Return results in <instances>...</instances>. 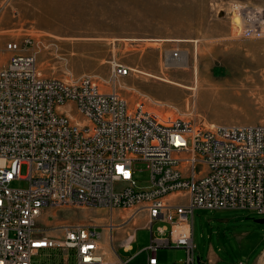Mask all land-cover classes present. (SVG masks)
Returning <instances> with one entry per match:
<instances>
[{
    "label": "built area",
    "instance_id": "1",
    "mask_svg": "<svg viewBox=\"0 0 264 264\" xmlns=\"http://www.w3.org/2000/svg\"><path fill=\"white\" fill-rule=\"evenodd\" d=\"M229 7L238 34L264 35V6ZM35 45L32 35L7 40L0 65V264H128L117 250L131 248L139 213L150 229L145 264H158L163 247L184 248L181 264H195V208L264 214V123L206 124L130 105L115 83L130 66L117 63L104 89L91 75L41 74ZM135 161L149 172L144 186ZM88 203L103 218L42 220L49 208Z\"/></svg>",
    "mask_w": 264,
    "mask_h": 264
},
{
    "label": "rangeland",
    "instance_id": "2",
    "mask_svg": "<svg viewBox=\"0 0 264 264\" xmlns=\"http://www.w3.org/2000/svg\"><path fill=\"white\" fill-rule=\"evenodd\" d=\"M232 1L264 6V0H0V63L9 55L7 40L32 35L43 75H91L108 89L115 65L122 63L131 71L115 83L130 105L143 100L150 108L206 124L264 123V35L246 37L233 29ZM174 49L185 55V65L166 62ZM133 165L137 185L144 186L149 177L145 163ZM121 185L114 182L115 189ZM48 212L43 221L99 220L107 211L61 205ZM259 217L264 214L248 208H195V264H264ZM137 220L131 248L117 250L131 256L128 264L146 262L143 246L150 229L143 228L144 213ZM131 224L118 227L115 236ZM156 255L161 264H181L185 250L163 247ZM41 258L35 256V263Z\"/></svg>",
    "mask_w": 264,
    "mask_h": 264
},
{
    "label": "bare ground",
    "instance_id": "3",
    "mask_svg": "<svg viewBox=\"0 0 264 264\" xmlns=\"http://www.w3.org/2000/svg\"><path fill=\"white\" fill-rule=\"evenodd\" d=\"M173 52H171V57L173 58H170V55L169 58H167L166 62L168 64H182V65H185V55L184 56H179L180 55V51L178 50V53H177V56H173L172 54ZM178 62V63H177ZM182 62V63H180ZM118 79V78H117ZM87 206H91V207H95L97 208V203H88Z\"/></svg>",
    "mask_w": 264,
    "mask_h": 264
},
{
    "label": "crops",
    "instance_id": "4",
    "mask_svg": "<svg viewBox=\"0 0 264 264\" xmlns=\"http://www.w3.org/2000/svg\"><path fill=\"white\" fill-rule=\"evenodd\" d=\"M1 64H3V61H2V63H0V65H1ZM169 196H170V195H169ZM135 220L138 221V220H137V217H136ZM137 224H138V222H137ZM132 225H133V224H131L130 227H131ZM138 225H139V224H138ZM210 258H211V257H210ZM210 260H211V259H210ZM215 261H216V260L214 259V261H212V263L215 262ZM158 264H161L160 261H159V259H158Z\"/></svg>",
    "mask_w": 264,
    "mask_h": 264
},
{
    "label": "water",
    "instance_id": "5",
    "mask_svg": "<svg viewBox=\"0 0 264 264\" xmlns=\"http://www.w3.org/2000/svg\"><path fill=\"white\" fill-rule=\"evenodd\" d=\"M255 220L258 222H264V217H259V218H256Z\"/></svg>",
    "mask_w": 264,
    "mask_h": 264
}]
</instances>
